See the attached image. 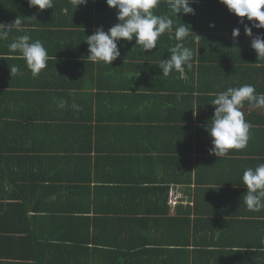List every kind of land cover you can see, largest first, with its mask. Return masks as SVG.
<instances>
[{"label": "trees", "instance_id": "1", "mask_svg": "<svg viewBox=\"0 0 264 264\" xmlns=\"http://www.w3.org/2000/svg\"><path fill=\"white\" fill-rule=\"evenodd\" d=\"M59 1H55L53 8L43 10L47 15L53 14L54 18L49 20V17L47 19L39 17L37 18L40 20L38 22L31 16L33 7L28 5V0H0V24L10 25L18 17L22 21L20 26L22 31H18L15 27L11 29L9 38L6 39L10 40V43L15 37L24 34L31 37L41 36V34L43 36L47 31L41 32V27L50 29L48 32L51 36L49 49H47V66L39 74L43 76L46 85L43 84V80H31L36 91H24V94H21L15 89L23 88L24 90L26 88L24 73L32 75L31 71H28L27 65H25L27 70L18 68V72L13 75L10 71L9 73L5 72L7 75L4 76V72L0 70L2 73H0V156L5 155L1 157L5 162L0 163V264H13L8 259H25L26 264H44L45 257L57 255L63 248L67 251L64 257L68 259L62 264H79V261L86 257L93 258L95 264H150L154 260H157L156 264H198V261L190 262L189 253L191 251L189 248L195 246L190 245V240L170 237L167 232L155 236L156 240H151V235L147 233L158 230L154 224H159L161 220L164 222L160 228L166 230L168 220L174 219L169 217L171 207L167 203V193L173 183L192 185L193 173L191 169L186 172L164 174L161 184L152 190L150 196L156 201L142 199L145 203L141 206L131 207L127 214L121 211L123 216H126L125 218H129L122 222L112 220L110 217L105 218V216H109L110 211L104 208L102 201L105 198V193L112 191L105 188L99 190L100 188L97 187L93 191L89 187L91 193H96L82 197V203L88 205L84 209L80 206L79 201L71 206L64 203L58 206L51 205V207L25 203L6 204V200L14 198L12 193H19L20 198H23L22 193H34L37 196L40 193L41 184L52 183L59 176L68 178L66 173L62 172L64 168L56 167V159L62 158L64 153H67L65 156H68L63 162L67 160L77 167L74 173L72 172L74 177L71 180L65 179L71 183L69 192L71 196L84 195L82 188L85 185L82 186L81 183L85 181L90 183L92 180L90 166L102 158V154H100L102 139L112 137L113 133L111 134L108 124L122 122L118 118V114L126 111V109L105 107V103L113 105L115 103L113 100L119 98L103 101L105 96L102 98L97 94H86L87 96L83 97V94L73 93L70 90L71 84L81 80L88 66L93 65L87 56L89 55V46L84 41L87 35H91L95 31L85 23L90 20L92 26L96 23L99 28L103 27L107 31L119 22L117 20L118 10L109 7L106 0H96V2L89 0L96 10L94 16H89L77 12L72 9L71 5L59 3ZM190 6L195 9L192 22L185 20L186 15L183 13L178 14L179 17L172 16L167 0H160L157 8L153 9L157 15L171 16L174 20V27L179 23L189 25L185 26L189 27L190 35L183 43L184 46L193 49V55L198 54V61L193 57L191 67L185 66L188 75L193 74L191 76L193 78L194 74L199 72V77L202 79L201 84L206 81L207 90L210 86L212 90L216 87V93L244 84L254 85L257 93H264V58L258 59L256 51L251 47L252 39L255 36L264 35V28H253V37L245 35L244 25L251 26L252 22L248 21L246 17L240 18L230 12L226 5L220 3V0H195ZM165 9L167 11H164ZM197 9H200L199 12ZM241 19L244 23H241ZM213 24L215 26L211 27L210 25ZM234 28L240 29V36L235 39L232 35ZM53 37L60 40L61 48L56 51ZM6 40H0V42ZM196 40H199L201 45L198 44L199 41L196 43ZM221 40L225 42H221ZM121 41L127 40L118 42ZM177 43L174 31L171 38L166 32L158 39L157 48L153 50L144 52L142 47L137 45L142 61L137 64L122 63L120 67L135 71V73L137 69L139 73L157 69L162 76L159 64L168 58L169 49ZM190 43L192 45H189ZM204 43L208 44L207 46L211 50L205 48ZM118 47L121 46L118 44ZM2 53L0 49V54ZM59 53L60 55H58ZM5 54L11 58L3 59L4 56H0V64L3 62L13 63V61L26 64L19 52L8 51ZM148 55L151 57V63L154 64L145 62L148 60ZM196 62H199L197 66ZM77 74L82 76L75 77ZM18 77L23 79L22 83H16L19 80ZM151 83L150 79L137 78V76H125L122 80L123 87L135 92L144 88L142 85L148 86ZM186 86L190 87L188 83ZM8 99L10 102L6 101ZM61 99L66 101V104L63 108H58L57 104ZM250 109H253V112L259 111L260 117L264 118V109L251 108L245 102L242 111L246 121L252 116L253 112L247 114ZM214 110L215 106L211 114L212 117ZM33 126L42 127L46 135L41 134L40 139L43 144H47L51 148L47 150L35 149L36 142L32 137L27 143L18 142V137L28 127ZM124 127L123 124L118 126L122 133L116 129L115 139L120 144L128 143L126 135L128 133H124ZM14 143H18V145L14 146ZM114 143L119 146L115 141ZM19 148V151H15ZM39 151H42V157L38 156ZM55 151L57 157H55ZM10 152L13 153L8 154ZM8 155L11 156L7 157ZM186 159L188 158L169 157L163 161L180 169L182 161ZM63 162L61 161L62 164H64ZM22 169L25 171L22 172ZM82 175L84 178H81ZM6 183L13 187V190H7ZM135 189V192L148 190V188ZM94 195L95 200L92 208L91 204L84 203V199L87 197L89 201L91 200L89 196ZM99 198H102V201ZM22 200L25 201V199ZM150 205L152 206L149 208ZM189 205L190 202L184 206L179 204L178 211L191 213V206L186 208ZM98 220L102 221V225L97 224ZM99 227L106 231H102L100 236L91 234L92 230H97ZM122 235V240L117 241ZM136 236H139L137 241L139 244L129 245L130 238ZM105 239L108 240V249H89L88 245L91 243L103 246ZM21 248L23 255H18V250ZM253 249L255 250L251 253L252 259L253 256L258 257L262 261L261 264H264V253L260 252L257 247L253 246ZM145 253L152 256L147 260V263L140 257ZM238 253L240 252L232 253L231 257H235ZM255 261L251 264H254Z\"/></svg>", "mask_w": 264, "mask_h": 264}, {"label": "crops", "instance_id": "2", "mask_svg": "<svg viewBox=\"0 0 264 264\" xmlns=\"http://www.w3.org/2000/svg\"><path fill=\"white\" fill-rule=\"evenodd\" d=\"M55 1L57 0H53L54 3H56ZM79 2L80 0L59 1V3L71 5L72 9L79 13L94 16L96 10L89 0L81 5H79ZM93 2H96V0H93ZM199 10L197 9V12ZM164 11H167V9ZM52 15H47L45 11H41L38 8H33V12H31L34 20L39 17L40 19L49 17V20H51L54 18ZM193 16V14H188L184 18L191 21ZM37 21L39 22L40 20ZM198 22L200 23V21ZM85 24L91 27L90 29L93 31L99 28L96 23L92 26L90 20ZM40 29L41 32H47L43 36L41 34V36L30 37L33 41L37 39L43 41L45 48L49 49L48 45L50 44L51 36L48 30L50 29H45L44 27ZM53 41L55 51L60 49V40L53 37ZM198 41L196 40V43ZM221 42L225 41L221 40ZM9 43L10 40L0 42V49L3 52L0 56H4L2 57L3 59L11 58L7 54L4 55V53L9 51ZM135 43V40L118 42L121 46L119 47L121 56L113 61L112 65L104 62H92L94 66H88L83 76L80 75L81 73L77 74L75 77L82 76L81 80L70 86V90L73 93L83 94V97L87 96L86 94H97L102 98L105 96L103 101L110 100V98H119L113 100L115 101L113 105L108 102L105 103V107H113L119 110L126 109V111L118 114V118L122 122L108 124L111 134L113 133L112 137L102 139V150L100 153L102 158L96 160V163L90 166L92 180L90 183L87 181L81 183L82 186L85 185L82 188L84 195L71 196L69 192L71 183L65 179L69 178L71 180L74 177L72 172L74 173L77 167H74L67 160L63 162L68 156H65L67 153H64L62 158L56 159V167L64 168L62 172H65L68 178L59 176L52 183L41 184L40 193L37 196L34 193H22L23 198H20L19 193H12L14 198L6 200V204L25 203L51 207V205L58 206L64 203L71 206L79 201L80 206L84 209L88 205L82 203V197L96 193H91L89 187L93 191L97 187L100 188L99 190L105 188L112 190L105 193L103 201L102 198H99L104 203V208L110 211L109 216H105V218L110 217L112 220H120L122 222V220L129 218H125L126 216H123L124 214L121 211L127 214L131 207L141 206L145 203L142 199L156 201L150 196L152 195V190L161 184L164 174L186 172L191 169L193 173L192 185L171 184V186H175L184 193L187 198L186 204L190 202V205L186 208L191 206V213L179 212V207L177 206V208H171L169 217L174 219L168 220L166 230L160 228L164 222L163 220L159 224H154L158 230L147 232L151 235V240H156L155 236L166 232L169 233L170 237L190 240V245H195L189 248L191 251L189 253L191 263L198 261V264H251L256 260L254 264H261L262 261L258 257L253 256L252 259L251 253L255 250L253 246L264 253V209L250 211L244 205L243 195L246 193L247 188L243 183L242 177L243 172L247 168H255L259 164L264 163V118L260 117L259 111L253 112L254 110L250 109L247 114L253 113L247 119V122L252 124V128L250 129V138L246 147L230 149L226 155L219 158L211 155L209 149L212 147V138L207 131V126H211V114L214 108L211 103L217 92L216 87L212 90L210 86L209 90H207L206 81L201 84L202 79L199 77L198 71V74H194L192 78L193 74L188 75L186 71L183 73L173 71L168 76L162 77L157 69L145 72L140 70V73L138 69L136 73L129 69L125 70L120 67L122 63L137 64L142 61L141 54H138V47ZM198 44L201 45V42L199 41ZM189 45H192V43ZM207 45L204 43L205 48L211 50ZM193 57L198 61L197 53ZM150 60L151 57L148 55V60H145V62L150 64ZM57 62L60 61L57 60ZM198 63L196 62V66ZM25 65L27 64L14 61L13 63L3 62L0 64V70L4 72L3 75L5 76L7 75L5 72H10V66L26 69ZM28 71L30 70L28 69ZM24 76L26 88L24 90L23 88L15 89L20 91L19 93L21 94H24V91H36L32 86L34 83L31 80H43L42 75L34 77L31 74L24 73ZM125 76L146 77L152 83L148 86L142 85L144 88H140L135 92L123 87L122 80ZM158 76L161 77L156 79ZM17 79L19 80L16 83H22L21 80L23 79L20 77ZM187 83L190 87L186 86ZM43 84L46 85L44 80ZM6 101L10 102L9 99ZM122 124L125 125L124 133H128H125L128 137L127 144H120L115 139L116 129L122 133L118 128ZM41 134H44L41 126L28 127L18 137V142L24 141L27 143L32 137L36 142L35 149L47 150L51 148L49 145L42 143ZM114 141L119 146H116ZM16 144L18 145V143H14V146ZM117 148L120 149L118 150ZM19 150L20 148L15 151ZM42 151L38 152V156L42 157ZM11 153L13 152L8 154ZM54 154L57 157L56 151ZM2 156H0V163L3 164L5 160L1 159ZM10 156L8 155L7 157ZM169 157L188 159L182 161L179 169L163 161ZM24 171L22 169V172ZM81 178H84V176L82 175ZM168 178H170V175H168ZM6 184L7 190H13V187L8 183ZM135 188H148V190L135 192ZM89 197L91 200L88 201L86 197L84 203L91 204L93 208L95 195ZM22 199H25V201ZM102 202L100 203L102 204ZM186 204H183V206ZM101 223V220L97 221L98 225H102ZM102 227L92 230L91 234L102 235V231H106V229L101 230ZM181 229L184 230L185 234ZM122 238L123 235L117 241H121ZM138 239L139 236L131 237L129 245H138ZM107 243L108 240L105 239L103 246L91 243L88 247L90 250H93V248L108 249L107 245L109 244ZM60 251L57 255H53V259L52 256L45 257L44 262L48 260L49 262L44 264L64 263L68 259L64 257L67 251L65 248ZM234 252L240 253L236 254L235 257H231ZM18 255H23L22 248L18 250ZM140 257L147 263V260L152 256L145 253V255H140ZM8 261L13 264H26L25 259H8ZM156 261L154 260L150 264H156ZM79 264H95V262L93 258L86 257L79 261Z\"/></svg>", "mask_w": 264, "mask_h": 264}, {"label": "clouds", "instance_id": "3", "mask_svg": "<svg viewBox=\"0 0 264 264\" xmlns=\"http://www.w3.org/2000/svg\"><path fill=\"white\" fill-rule=\"evenodd\" d=\"M106 2L109 7L118 10L119 22L107 31L100 27L93 34L87 35L84 42L89 46L87 56L91 62L112 65L113 61L121 56L118 47L120 40L132 41L135 38L136 46H141L143 51L147 52L157 48L158 39L163 34L167 32L171 38L174 31L178 43L169 49L168 58L159 64L162 76H168L173 71L183 73L185 66L191 67L193 50L183 43L190 35L189 27H186L185 23L174 27L171 16L155 14L153 9L157 8L160 0H106ZM194 2L195 0H167V5L172 16L179 17L180 13L194 15L195 10L190 6ZM85 3L87 0H80L79 5ZM220 3L226 5L236 16L246 17L252 22L251 26L244 25L245 35L253 37V28H264V0H220ZM28 4L41 11L55 6L53 0H28ZM241 23H244L243 19ZM21 24L20 17L10 25L0 24V40L8 39L13 27L22 31ZM191 31L193 32L192 28ZM232 35L234 39L238 38L240 29L234 28ZM251 47L256 51L258 59L264 58V35L255 36ZM8 48L12 53H20L34 77L47 66L48 52L39 39L33 41L28 34L20 35L12 39ZM10 71L13 75L18 72V68L10 66ZM245 102L251 108L264 109V93H257L255 86L251 84L229 87L226 91L216 93L211 103L215 106L212 123L210 127L207 126L212 138V147L209 149L211 155L219 158L226 155L230 149L246 147L252 124L246 121L242 111ZM65 104L66 101L61 99L57 107L63 108ZM242 179L247 188L243 195L244 205L250 211L264 209V163L255 168H247Z\"/></svg>", "mask_w": 264, "mask_h": 264}, {"label": "bare ground", "instance_id": "4", "mask_svg": "<svg viewBox=\"0 0 264 264\" xmlns=\"http://www.w3.org/2000/svg\"><path fill=\"white\" fill-rule=\"evenodd\" d=\"M174 194V195H180V197L178 198L177 204L172 206L170 204V196ZM167 203L171 208H174L176 206H178L179 204H186L187 203V198L185 197L184 193L179 190L178 188H176L175 186H171L168 193H167Z\"/></svg>", "mask_w": 264, "mask_h": 264}, {"label": "built area", "instance_id": "5", "mask_svg": "<svg viewBox=\"0 0 264 264\" xmlns=\"http://www.w3.org/2000/svg\"><path fill=\"white\" fill-rule=\"evenodd\" d=\"M179 197H180V195H174V194H172V195L170 196V199H169L170 204H171L172 206L176 205Z\"/></svg>", "mask_w": 264, "mask_h": 264}, {"label": "rangeland", "instance_id": "6", "mask_svg": "<svg viewBox=\"0 0 264 264\" xmlns=\"http://www.w3.org/2000/svg\"><path fill=\"white\" fill-rule=\"evenodd\" d=\"M181 230H182V229H181ZM182 232L185 234L184 230H182ZM52 259H53V255H52ZM48 262H49V260L46 261L45 263H48Z\"/></svg>", "mask_w": 264, "mask_h": 264}]
</instances>
